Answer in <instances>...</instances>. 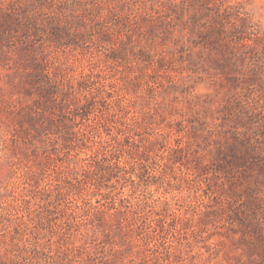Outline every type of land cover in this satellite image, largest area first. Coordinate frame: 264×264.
Returning <instances> with one entry per match:
<instances>
[{
    "label": "rangeland",
    "instance_id": "obj_1",
    "mask_svg": "<svg viewBox=\"0 0 264 264\" xmlns=\"http://www.w3.org/2000/svg\"><path fill=\"white\" fill-rule=\"evenodd\" d=\"M0 264H264V0H0Z\"/></svg>",
    "mask_w": 264,
    "mask_h": 264
}]
</instances>
